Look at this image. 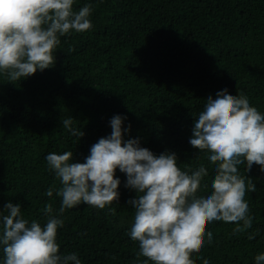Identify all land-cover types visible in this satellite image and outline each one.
Returning a JSON list of instances; mask_svg holds the SVG:
<instances>
[{"label": "trees", "instance_id": "trees-1", "mask_svg": "<svg viewBox=\"0 0 264 264\" xmlns=\"http://www.w3.org/2000/svg\"><path fill=\"white\" fill-rule=\"evenodd\" d=\"M85 4L93 7L92 29L61 37L53 67L16 83L0 74V212L19 203L24 218L45 224V204L61 205L55 190L45 195L61 186L46 155L72 151L73 162H84L91 145L111 133L116 114L127 116L124 127L131 124L125 139L139 137L157 155L175 152L182 170L205 165L209 188L198 195H207L215 166L189 143L194 120L207 97L225 88L264 114V0H75L74 10ZM70 117L85 133L80 139L62 126ZM244 174L256 185L245 196L252 228L234 234V223H209L213 241L205 235L195 264H255L264 252V172L253 165ZM116 176L115 215L86 204L63 213L60 252L77 253L81 264L146 259L137 260L138 242L129 236L134 209L127 201L137 193L125 187L124 173Z\"/></svg>", "mask_w": 264, "mask_h": 264}, {"label": "clouds", "instance_id": "clouds-1", "mask_svg": "<svg viewBox=\"0 0 264 264\" xmlns=\"http://www.w3.org/2000/svg\"><path fill=\"white\" fill-rule=\"evenodd\" d=\"M75 0H0V74L12 83L43 72L56 63L55 53L61 37L72 32L90 31L93 24L91 4L74 10ZM127 116L116 114L109 123L111 133L91 145L84 162H73V152L49 153L45 159L60 187L45 193L61 198L58 210L46 203V223L28 220L21 205L9 201L0 212V251L2 264H81L77 253L63 254L57 243L58 228L64 225L63 213L81 204L105 209L115 215L113 202H119L121 183L117 169L126 175L125 187L137 195L127 204L134 209L130 238L138 242L137 260L143 264H195L193 253L209 244L213 233L206 227L214 221L234 223V234L245 233L253 226L245 196L256 191L250 176L253 165L264 172V114L252 106L249 98L225 88L206 103L194 120L190 145L205 153L214 165V178L207 195H198L208 176L201 164L196 170H182L177 154L153 153L141 146L140 138L125 139L131 124ZM62 126L70 135L84 136L73 127V118ZM243 166V174L241 173ZM259 234L248 233L249 240ZM203 264H209L203 259ZM255 264H264V252L255 256Z\"/></svg>", "mask_w": 264, "mask_h": 264}]
</instances>
